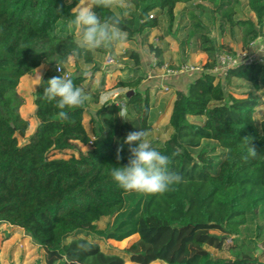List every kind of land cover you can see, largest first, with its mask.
Segmentation results:
<instances>
[{
	"label": "trees",
	"instance_id": "obj_1",
	"mask_svg": "<svg viewBox=\"0 0 264 264\" xmlns=\"http://www.w3.org/2000/svg\"><path fill=\"white\" fill-rule=\"evenodd\" d=\"M187 1L148 0L139 12L138 30L158 25L156 17L148 18L154 9L164 13L171 24L175 4ZM208 1L221 21L239 27L244 38L258 36V25L264 22V0H246L255 21L234 19L238 0ZM77 3L0 0V222L27 233L43 250L44 264H156L155 260L166 264H264L257 255L242 253L226 259L208 250H221L228 235L239 236L248 228L249 218L258 212L264 216V116L256 123V95L250 91L246 97L225 93L213 74H199L173 104L169 138L161 146H152L169 158L168 170L178 174L180 181L160 195L120 188L111 179L110 169L127 163L125 136L138 128L145 133L149 129L148 97L134 91L126 102L129 118L113 105L89 133L83 124L85 99L79 107L65 108L67 116L60 118L55 101L43 95L46 80L64 77L56 68L67 62L72 50L91 61L90 50L79 48L73 33L59 24L72 17L71 9ZM90 3H99L92 10L102 19L117 17L120 28L129 30L126 19L114 12L109 0ZM191 27L201 39V49L211 50L198 19L194 18ZM130 57L138 63L137 55ZM41 63L47 67L34 92L38 123L27 141L19 144L17 137L25 135L29 124L18 112L22 97L16 87L22 76ZM262 69L259 62L241 64L228 69L226 78L242 79L259 89ZM64 78L80 88L84 81L80 75ZM140 81L139 77L119 84L136 88ZM188 116L203 120L191 122ZM78 143L88 148L80 151ZM66 150H77V156H49L51 151ZM112 209L117 210L112 225L98 230L94 222ZM256 230L264 246V222ZM88 234L116 241L138 236L118 254L101 250ZM124 255L130 262H124Z\"/></svg>",
	"mask_w": 264,
	"mask_h": 264
},
{
	"label": "rangeland",
	"instance_id": "obj_2",
	"mask_svg": "<svg viewBox=\"0 0 264 264\" xmlns=\"http://www.w3.org/2000/svg\"><path fill=\"white\" fill-rule=\"evenodd\" d=\"M146 3L148 0L138 4L132 0H109L114 12L126 19L129 30L123 31L128 33L127 42L123 45L116 43L106 45L99 50H90V62H86L82 52L72 50L67 62L60 65L61 72L69 76L80 75L84 79L81 89L85 99L83 124L86 130L91 133L93 127L102 122V118L109 113L113 105L118 107L124 118H129L131 111L126 105L124 93L131 90L138 91L143 97L145 95L148 97L149 129L144 139L151 146H161L171 134L169 119L174 102L180 93L186 94L189 84L203 72L213 74L215 81L221 83L225 93L246 97L249 91L253 92L259 103L254 113L258 123L264 116V56L254 53L248 46L254 39L244 38L239 27L222 22L220 14L214 10V6L208 0L176 3L171 24L164 13L158 14L156 9L151 10L148 12V18L156 17L158 25L154 28L138 30L139 12ZM235 10V20L255 21V15L249 9L246 0H238ZM191 15H194L204 27L208 39L207 45H210L211 50L201 49L199 35L192 32L191 23L194 18ZM71 20L72 17L68 20L61 19L59 24H64L65 32L73 33L78 44V35ZM258 26V35L264 36V22ZM158 51L159 55L156 54ZM131 54L137 55L138 63L130 57ZM226 56L238 60L250 57L253 62H259L263 66L259 89H255L242 79L235 77L227 79L228 68L222 69L223 65L220 63ZM218 63L221 64V68ZM208 64L212 65V68H205ZM43 65L45 64L41 63L40 67L35 68L31 74L22 76L16 87V92L22 97L18 112L29 124L25 135L17 137L19 144L27 141L38 123L33 94L44 72ZM139 77L141 81L136 88H126L119 84L122 80H135ZM188 120L200 123L203 119L188 116ZM78 147L80 151L88 148L79 143ZM71 155L77 156V150L49 153L53 158H67ZM120 207L121 205L118 206ZM116 212L117 210L112 209L101 214L94 222L96 228L103 230L110 227ZM263 222L264 216L258 212L253 219H248V228H243L239 236H227L221 250L211 247L208 250L213 256L226 259L247 253L251 256L257 255L261 261H264V246L256 230V227ZM137 236L136 234L124 241H116L100 238L96 234H88V238L97 242L101 250L118 254H123V249L135 241ZM250 239H253V243H249ZM124 258V262H130L125 255ZM0 261L2 264H44L43 250L21 228L0 222ZM155 261L156 264H166L161 260Z\"/></svg>",
	"mask_w": 264,
	"mask_h": 264
},
{
	"label": "clouds",
	"instance_id": "obj_3",
	"mask_svg": "<svg viewBox=\"0 0 264 264\" xmlns=\"http://www.w3.org/2000/svg\"><path fill=\"white\" fill-rule=\"evenodd\" d=\"M94 5L100 6L99 3H89V0H78L71 9V23L77 32L79 47L83 50H96L106 45L125 44L128 33L120 28L119 18L110 16L102 19L92 10ZM248 46L254 53L264 56V36H256ZM43 95L48 101H55L56 107L60 109L57 113L60 118H66L65 108L73 109L84 102L83 90L74 85L71 79L62 76L46 80ZM144 136L145 132L139 128L125 136L124 143L129 145V157L125 165L110 169L111 179L127 191L146 195L164 194L181 177L168 170L169 158L152 147Z\"/></svg>",
	"mask_w": 264,
	"mask_h": 264
},
{
	"label": "built area",
	"instance_id": "obj_4",
	"mask_svg": "<svg viewBox=\"0 0 264 264\" xmlns=\"http://www.w3.org/2000/svg\"><path fill=\"white\" fill-rule=\"evenodd\" d=\"M252 62H253V59H251L250 57H247V58L238 60V58L226 56L225 58H222L221 59V62L220 63L223 65L222 69H224V68L225 69L226 68L229 69L230 67L231 68H234V67H237L238 65H241V64H250ZM220 63H218V65L221 68V64ZM56 69H57L58 72H61V66L60 65H58ZM190 69H193L194 70V68H190ZM67 76H69V75L66 74V73H64V77H67Z\"/></svg>",
	"mask_w": 264,
	"mask_h": 264
},
{
	"label": "water",
	"instance_id": "obj_5",
	"mask_svg": "<svg viewBox=\"0 0 264 264\" xmlns=\"http://www.w3.org/2000/svg\"><path fill=\"white\" fill-rule=\"evenodd\" d=\"M134 93L132 90L128 91L126 93H124V98H126V100H128L129 96ZM35 99V94H33V100Z\"/></svg>",
	"mask_w": 264,
	"mask_h": 264
},
{
	"label": "crops",
	"instance_id": "obj_6",
	"mask_svg": "<svg viewBox=\"0 0 264 264\" xmlns=\"http://www.w3.org/2000/svg\"><path fill=\"white\" fill-rule=\"evenodd\" d=\"M45 64V63H44ZM46 67H47V65L45 64V65H43V69L45 70L46 69ZM25 76V75H24ZM37 124V123H36Z\"/></svg>",
	"mask_w": 264,
	"mask_h": 264
}]
</instances>
